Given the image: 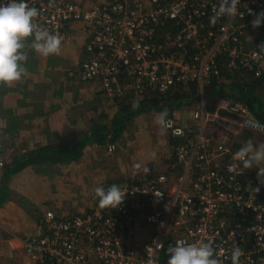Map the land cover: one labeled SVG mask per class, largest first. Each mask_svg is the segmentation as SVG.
<instances>
[{
	"label": "built area",
	"instance_id": "2783aa9c",
	"mask_svg": "<svg viewBox=\"0 0 264 264\" xmlns=\"http://www.w3.org/2000/svg\"><path fill=\"white\" fill-rule=\"evenodd\" d=\"M26 2L39 12L37 26L61 43L72 22L82 23L87 57L69 74L98 82L111 103L126 92H164L192 82L200 93L195 103L167 116L173 158L161 173L113 182L126 193L116 209H101L95 199L86 211L67 217L46 209L39 232L23 240V264H162L169 240L173 246L210 242L219 264H231V250L239 246L241 264H264V204L234 155L245 134H264V124L245 103L228 97L209 102L205 95L208 79L219 73L220 55H227L230 70L264 75V52L243 43L256 14L264 12V0H238L237 14L214 24L210 17L220 0ZM1 131L0 169L8 161ZM107 149L115 152L117 144ZM138 224L149 228L142 252L129 239L130 227Z\"/></svg>",
	"mask_w": 264,
	"mask_h": 264
},
{
	"label": "crops",
	"instance_id": "0c3cea01",
	"mask_svg": "<svg viewBox=\"0 0 264 264\" xmlns=\"http://www.w3.org/2000/svg\"><path fill=\"white\" fill-rule=\"evenodd\" d=\"M78 1L89 5L93 0ZM75 24V29H69V38L67 42L61 43L60 51L57 54L47 57L40 56L27 44L26 50L22 49L26 57L23 65L30 61L33 65L30 66L29 73L34 72V75L23 74L19 81L11 83L16 93H13L11 89L9 93H6L7 85L0 87V127H5L6 123L10 121L14 123V128L19 133L10 135L9 139L14 140L18 151H25L39 142L53 141L52 137L50 140L47 138L50 131L64 130L67 132V136H70L87 123H91L92 119L103 118L105 114L110 116L109 113L112 112V103L105 99V95L101 94L98 82L82 83L69 74L87 57L84 45L88 33L81 22ZM56 86L58 87L56 88ZM17 88H20V91L17 92ZM75 99H80L79 102L82 100L84 103L91 102L88 107L79 103L80 107L72 109L71 107L76 102ZM100 99L105 102L101 109L99 102L100 106L97 107L96 104L92 106L94 101ZM87 111L90 113L89 115L86 114ZM3 113L6 115L5 119ZM70 115L78 117L75 120H70ZM57 118L61 119V126L56 123ZM140 130L139 128L134 130L136 137L141 134ZM62 133H59L58 140L63 135ZM2 135L6 144L7 138L4 133ZM162 137H159V149L155 146L156 151L154 155H151L145 142L136 140V138L132 140L129 126L123 137L116 142L117 149L114 152L116 156L108 157L102 154L105 151L109 153L107 145L100 146L93 143L86 146L82 159L77 163L43 166L39 176L46 181V184L43 185L46 187L45 194L39 195L34 192L35 195L30 197V201L37 210L24 206L14 199L0 208V264H17L15 261L24 262L23 240L25 236L39 232L41 217L46 209L54 210L60 217L79 214L81 208L85 207L81 206L82 204L94 205V196L91 195L93 186L94 190L101 183L130 179L132 176H145L144 170L150 167L158 170L154 171L156 174L161 173L163 164L170 161L169 156L165 155L169 154L167 151L170 150L167 145L168 141ZM261 137V135H256L254 138L259 141ZM14 144L11 149H8V146L7 149L5 148L10 158L11 151L15 150ZM151 146L153 147L152 143ZM159 157L160 160L157 163L152 162L157 161ZM28 175L24 174V178H28ZM177 175H179L178 171L174 173L173 178H177ZM84 177L85 187L81 189V192L80 188H75V192H73L74 185L70 181L78 182V179H84ZM90 179L95 183L94 185H90L91 182L86 184V181ZM14 184L17 185L16 180H14ZM20 193L23 192L20 191ZM80 193L83 194V198ZM25 195L27 194L25 193ZM130 230V244L142 252L141 244L146 240L149 228L147 229L144 224H138L130 227Z\"/></svg>",
	"mask_w": 264,
	"mask_h": 264
},
{
	"label": "trees",
	"instance_id": "16d2710c",
	"mask_svg": "<svg viewBox=\"0 0 264 264\" xmlns=\"http://www.w3.org/2000/svg\"><path fill=\"white\" fill-rule=\"evenodd\" d=\"M75 23L72 22L67 30L75 29ZM259 29L261 34L256 41L249 42L245 38L243 43L247 47H257L264 52V23L261 24ZM158 40L162 41L163 39L159 38ZM170 44L173 46L172 41H170ZM26 47L27 42L24 51ZM29 51L31 52V49ZM190 51L191 53H197L196 49H190ZM32 65L30 61L23 65L26 76L34 75V72L29 73ZM217 67L219 73L212 75L205 87L207 100L210 102L220 97H228L245 103L250 107L253 116L264 124V75L255 78L251 72L230 70L226 54L218 57ZM2 85L0 84V87ZM12 86V84L7 85L8 88L5 92L9 93L11 89L13 93H16L15 88ZM19 89H16L17 92L20 91ZM199 93L200 89L197 82L186 85L179 84L164 92L152 88H146L141 92H126L111 104L113 107L112 112L109 113L110 116L104 115L103 118L92 119L91 123H87L75 134L67 136L65 132L57 142H54L50 140V137L57 139L60 134L50 131L49 137H47L50 141L36 143L25 151L12 150L11 158L8 157L5 166L0 169V208L14 199L24 206L37 210L30 201V197L35 195L34 192L39 195L45 194L46 187L43 185L46 181L39 176L43 166H62L77 163L82 159L84 150L89 144L95 143L103 146L119 141L135 117L152 111L166 110L170 114L176 108L195 103L199 99ZM0 130L5 134L7 140L10 135L19 133L11 121L6 123L5 127H0ZM7 140L4 144L6 149L9 144ZM22 173L30 175H28V178H24ZM14 180H16L17 185L14 184ZM257 189L255 192L258 200L264 204V187L260 186ZM171 246H173V242L169 240L161 255L162 264H167V249Z\"/></svg>",
	"mask_w": 264,
	"mask_h": 264
},
{
	"label": "clouds",
	"instance_id": "9594fccd",
	"mask_svg": "<svg viewBox=\"0 0 264 264\" xmlns=\"http://www.w3.org/2000/svg\"><path fill=\"white\" fill-rule=\"evenodd\" d=\"M238 0H220L210 17L214 24L222 17H232L238 12ZM39 12L30 7L26 0H8L7 4L0 0V84L10 85L19 81L25 73L23 66L26 57L22 51L26 42L31 49L40 56L57 54L61 48V38L47 30L39 28L35 18ZM264 23V12L256 14L252 21L253 28ZM167 111H161L155 118V124L161 132L170 126ZM241 162L243 170L258 168V176L264 177V143L254 144L245 141L234 154ZM147 171V169H145ZM258 190V189H257ZM126 193L118 185H111L107 189L97 187L94 199L101 209H116L124 201ZM242 255L239 246L231 250V264H241ZM167 264H219L216 252L210 242L198 241L192 244L177 243L167 249Z\"/></svg>",
	"mask_w": 264,
	"mask_h": 264
},
{
	"label": "rangeland",
	"instance_id": "374dc122",
	"mask_svg": "<svg viewBox=\"0 0 264 264\" xmlns=\"http://www.w3.org/2000/svg\"><path fill=\"white\" fill-rule=\"evenodd\" d=\"M260 29H259V27H257V28H254V29H252L249 33H248V36H247V39L249 40V42H254V41H256L257 40V38L260 36ZM58 86H56V88H57ZM66 87H67V85H66ZM101 92V91H100ZM73 94V93H72ZM101 94H103L102 92H101ZM80 98V97H79ZM71 99H72V97H71ZM105 99H107V98H105ZM76 100V99H75ZM78 100V99H77ZM76 100V102H74V104L75 105H73L71 108L72 109H74V108H77V107H80V105H82V103H83V106H86V107H88L89 105H90V102L91 101H89L88 103H84V101H82L81 100V102H79L80 101V99L77 101ZM95 100V99H94ZM108 101H109V99H107ZM100 101H103V100H99V101H94L93 103H92V106H94L95 104L97 105V107L98 106H100V104H98V102L99 103H101V107H100V109L102 108V106H104V104H105V102L103 101V102H100ZM71 102H73V101H71ZM86 102V101H85ZM79 103H80V105H79ZM154 111H152V112H150V113H146V114H143V115H140V116H137V117H135L134 119H133V121H132V123L130 124V137L132 136V140H134V138H136V140H139V141H143V142H145L146 143V146H147V148L149 149V151H150V154L151 155H154V152L156 151V147H157V149H159V142H160V139H159V137H164V138H168V137H166L167 135H166V133H165V131L164 132H161L160 130H159V128H158V126L155 124V118L157 117V114L158 113H153ZM72 113L73 114H75V112L74 111H72ZM105 113H106V110H105ZM86 114H90V113H88V111H87V113ZM106 115V114H105ZM1 117V116H0ZM78 116H75V117H73V115H70L69 116V119L70 120H75V118H77ZM3 118L5 119L6 118V115L3 113ZM1 120V119H0ZM60 122H61V119L59 120V118H57V121H56V123L59 125V126H61L60 125ZM1 123V122H0ZM9 123V122H8ZM87 125V124H86ZM137 128H139V129H141L140 130V132H141V134L138 136V137H136L135 136V129H137ZM60 132H63L62 134H64L65 133V131L64 130H62V131H60ZM60 132H58V133H60ZM67 133V132H66ZM259 135H261L262 137H261V139L259 140V141H257V138H254L255 136L253 135H250V134H245V136H244V140H246V138H247V140L246 141H248V139L250 140V141H252L254 144H261V143H264V134L262 135V134H259ZM2 137V136H1ZM162 137V138H163ZM57 140L58 139H53V141H56L57 142ZM8 149H11L12 148V146H13V144H14V140H12V139H9L8 138ZM168 142H167V145H169V148H170V150H168L167 151V153H169V154H165V155H168L169 157H168V159H172L173 158V149H172V147H171V145H170V143H169V140H167ZM151 143L153 144V147L151 146ZM156 146V147H155ZM14 147H15V149H17V145H15L14 144ZM167 147V146H166ZM18 148H19V146H18ZM107 151H105V152H103L102 154H105V155H107L108 157H111V156H116L115 155V153L114 152H110V151H108L109 153H106ZM110 154V155H109ZM157 156H159V155H157ZM161 157V156H160ZM160 157L158 158V160L157 161H152V162H155V163H157L159 160H160ZM168 159H167V161H168ZM170 162H172V160L171 161H169L168 163H170ZM167 162H165L164 164H163V170H164V166L165 165H167L168 164ZM157 165V164H156ZM261 167L262 168H264V163H262L261 164ZM156 169L154 168V167H150L149 169H147V171H145L146 172V175H155L156 173L154 172ZM156 171H158V170H156ZM258 168H256V167H253V168H250V169H247V173H248V181L255 187H264V177H259L258 176ZM136 177H140V178H136ZM144 176H132V177H130V179H124V181H128V182H130V181H137V180H140V179H142ZM79 178H82V177H79ZM78 179V178H77ZM89 179V178H88ZM84 180H85V177H84V179H78V182H76V181H70V183H72L73 185H74V187H72V189H73V192H75V188H77V189H79L80 188V192H81V189H83L84 187H85V182H84ZM82 182H84V183H82ZM89 182H91V184L90 185H94L95 183L90 179V180H87L86 181V184H89ZM76 184V186H75V184ZM78 183V184H77ZM93 188H94V186H93ZM93 188H92V191L93 192H91V193H95V189L97 188V187H95V189L93 190ZM77 192V191H76ZM93 194H91V195H93ZM83 194H81L80 193V196H81V198H83V196H82ZM85 196V195H84ZM94 196V195H93ZM87 197V196H86ZM81 206H85V207H83V208H81V212H84V211H86L87 209H89L90 207H91V204H87V206L86 205H81ZM15 263H17V264H23L24 262L23 261H15Z\"/></svg>",
	"mask_w": 264,
	"mask_h": 264
}]
</instances>
